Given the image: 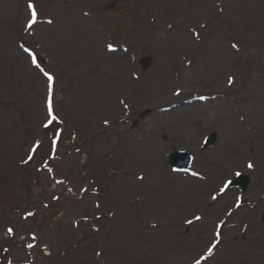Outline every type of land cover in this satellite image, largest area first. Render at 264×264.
I'll list each match as a JSON object with an SVG mask.
<instances>
[{"label":"rangeland","instance_id":"1","mask_svg":"<svg viewBox=\"0 0 264 264\" xmlns=\"http://www.w3.org/2000/svg\"><path fill=\"white\" fill-rule=\"evenodd\" d=\"M35 2L40 3L39 11L42 17L54 19L53 26L43 27L38 34L43 40L42 53L50 58V69L58 80L57 110L60 113L64 112L73 120V130L78 138L84 137L88 142L83 147V154L65 156L63 161L53 162L50 165L55 166L59 171L58 176L67 175L69 177L68 180L75 191L83 184L88 183V179L96 178L97 183L101 185L98 187L99 191H102V195L100 193V196L95 200L105 201L102 210L96 211L92 197L77 203L62 188H58L56 191L61 196H57L59 201L56 204L60 203L61 206L63 202H68L63 211L64 217L68 221L87 215L93 206L92 218H95V223L98 221V224L102 225L101 227L97 226L99 227L97 233L80 227L77 235H71L69 226L61 229L53 221L58 212L50 202L51 195L56 192L48 190L51 181L44 174L37 176L34 173L32 179L38 183L27 182L28 172L33 169L15 168L16 161L23 159L28 147L37 137L38 125L44 120L42 102L45 86L44 80L37 72H35L38 76L37 80L34 79L32 73H29L27 63L19 58L21 54L18 52L16 42L9 37L10 34L23 32V24L27 19L25 2L23 0H0V237H2V226L7 222L14 224L19 233L31 232L40 236L39 227L27 222L20 223L18 218L11 217L7 210L13 206H23L26 211H31L35 208L38 210V207L41 206V211H44L43 205L48 204L50 207L45 214L47 220L41 229L43 236L42 238L40 236L36 248V264H95L94 261L97 262L96 264H188L206 247L211 237L203 241L199 247L196 246L194 230L185 233H180L178 230L183 226L185 219L191 217L195 211L199 214L193 213L192 217L200 216V214L202 217L205 216V221L211 228L214 222L220 221L222 212L217 216H210L208 211L203 212L204 207H201V203L206 201L209 193L215 190L221 182L216 181L214 184H210L212 188L203 197L194 198V195L186 193L184 188L185 186L198 187L199 182L190 179L179 180L181 178L176 181L172 178L174 184L166 185L164 175H159L162 177L159 178L157 172L163 169L167 163L166 165L150 166L139 160L140 158L134 157L130 158L128 162H119L118 156L124 154V151H132L133 147H139L141 141H126L125 138L130 137L132 132L139 131L141 121L149 117L150 113L168 103L169 94L173 89L171 71L173 64L179 62L181 53L190 51L194 58L193 69L197 72L196 76H199V79L196 80L199 83L193 84V91L201 89L203 92H208L225 86L226 75L231 74L230 67L225 70L226 64L223 61L218 64L210 57L199 65L200 61L197 63L196 59L199 53L192 51L189 27L205 26L203 37H206L204 39L207 42V36L204 33H212L211 39L216 40L210 41L211 46L219 51L220 56L229 57L231 54L229 45L234 43L240 48L241 45L248 46L246 52L241 50V54L246 55L249 59L258 56L264 58L262 50L264 44L254 43L257 37H264V0H35ZM55 7L58 14L52 15ZM80 10L86 13L85 17L80 15ZM247 19L255 20L256 26L252 27L250 31L251 38L245 40L240 36L244 31L243 22ZM168 23H176L173 31L169 36H166L168 40L159 38L160 35H163L161 30ZM96 27H102L105 31L97 33ZM180 28H182V32L179 31ZM231 29L235 30V33H232ZM150 33L158 41L155 42L152 51L147 50L145 53H141L140 47L149 44L143 40ZM38 34L37 38L39 39ZM176 34L179 37L174 41ZM182 34L188 36L189 44H178L174 55L165 58L164 61L167 67L166 77L169 86L162 95L148 101L151 98L146 99L143 94L145 83L142 88V82L147 80L144 76L148 75L150 80L153 79L154 64L157 59H161L167 53V49L179 41L178 38ZM105 35H107L108 41L112 38L116 43L129 44L131 51L137 54L138 60L151 58L152 63L147 71H142L137 62L134 70L141 75L139 82L132 81L126 71L123 73L124 77L133 84L122 90L112 86L115 79L108 83L103 82L108 74L123 68L120 65L114 69L110 62L121 55L120 53L107 55L104 52ZM74 39L78 41V45L75 47L79 50L81 57L78 62L72 63L65 49L70 51V45ZM151 39L150 37L149 41ZM205 40L201 52L205 47ZM141 43L142 45L138 47ZM89 45L90 50L87 49ZM82 46H86V48H82ZM11 47L12 50L9 49ZM124 57L125 59H122L120 64L124 65L127 56ZM11 61L13 62L11 63ZM23 63L26 65L25 68ZM99 64L103 66L99 67ZM206 72L210 78H220V81L215 84L206 80ZM261 87L264 85L262 84ZM99 91L102 92V95H98ZM115 95H125L128 100H132L131 96H135L136 101L140 97L143 100L132 108L131 121H134L135 126H133V122H130L129 126L114 122L107 132L96 137L95 133L102 121H109L121 113V109L114 99ZM11 101L14 104H9ZM136 101L133 102L136 103ZM110 103H115L118 110L114 114L107 115L104 110ZM64 114L61 113L66 117ZM155 118H151L149 123ZM168 118L163 117L162 120L166 121ZM246 121L248 120L246 119ZM254 122L253 116L252 122L249 123L253 125ZM197 127L202 128L201 126ZM256 127L261 136H264V126L256 125ZM203 133H215L217 140L220 141V146L211 150L208 156L213 164L220 163L221 167H219L222 170L211 166L208 162L206 163L207 168L203 169L212 175L214 180L213 171L221 172L218 179L221 180L228 176L233 169H242L244 161L250 158L248 151L251 148L242 147V144L238 143V140H242L239 134L233 133L223 141L217 130L206 128ZM143 135L145 137V134ZM161 141L160 153L165 151L162 148L163 145L181 147L180 142L168 136V131L165 136L161 137ZM260 144L263 145V141L259 136L257 145ZM188 148L186 147V149ZM42 150L41 155L47 152V150L43 152ZM201 159L205 161V158ZM6 160L11 163L8 164ZM238 161L240 164L237 163ZM255 163L256 171L248 177L253 180L252 189L258 191L250 200L256 199L262 189L254 187V184L260 183L262 187L264 186V174L258 173L261 160L258 158ZM196 166L198 167L197 163ZM82 171H88L89 175L86 178H81ZM111 171H115V173ZM131 173L133 175L134 173L144 174V181H134L130 177ZM109 182H114L110 190L107 186ZM125 186L127 189L120 192ZM26 190H31L32 195L25 196ZM3 195L5 196L4 202H2ZM187 203H189L188 207L185 206ZM112 207H120L118 215L114 219L113 217L104 218L106 217L104 213H107ZM171 207H174L176 212L173 208L171 210ZM262 211H264V207L254 211L252 215V220L256 221L257 227L261 229H257L262 233L261 235L252 231V234L247 238L243 237L246 235L240 237L239 232L235 238L230 236L226 247L206 264H264L262 262L264 255L260 256L257 252L258 247L251 244L252 241L262 240L259 238L264 234V223L259 218ZM246 219H248L247 216ZM151 222L155 227L147 226ZM203 224L209 227L207 224ZM68 234L75 240L74 243L70 241L71 236H67ZM99 240H106L103 243L109 250L108 256L111 260L95 258L94 251ZM187 240L192 246L186 243ZM259 243V247H262L260 250L264 251V241ZM46 244L51 247V257L49 258L38 253L39 247ZM229 244L232 245L228 246ZM184 246L189 248H184ZM229 249L233 251L231 255L227 256ZM2 250L3 245L0 243V257H2ZM14 255L18 256L17 261L26 259L25 255L21 256L20 250L17 248L12 253V256Z\"/></svg>","mask_w":264,"mask_h":264},{"label":"bare ground","instance_id":"2","mask_svg":"<svg viewBox=\"0 0 264 264\" xmlns=\"http://www.w3.org/2000/svg\"><path fill=\"white\" fill-rule=\"evenodd\" d=\"M254 22L256 21H251L250 19H247V21L243 22L244 31L241 33V39L248 40L249 38H251L250 31L252 27L256 26V23ZM179 31L182 32V28H180ZM231 32L235 33V30L231 29ZM206 36L207 42L204 39L205 47L203 51L196 56L197 63L200 61L199 65L202 64L205 59H208V57L216 60L218 64L223 61L226 64L225 70L230 67L229 70L231 71V74L235 75L233 77V85L230 89L216 87L218 88V91H221V94L225 96L224 100L215 99L205 104L194 102L188 106L180 107V109L172 113V117L166 121H162L160 118L154 120L152 123H149V126L145 132L146 136L140 143V145H138L139 147H133V150L129 152L124 151V154L118 156L119 162H128L130 158L134 157L140 158L139 160L148 163L150 166L163 164L164 160L160 156V149L162 145L161 137L165 136L166 131H168V136L180 142V144H186L191 143L192 140H195L190 136H187L186 134L192 133L197 126H201L202 128H211L212 130H217V133L222 136L223 141L225 140V138H227V136H230L233 133H239L240 135L244 134L246 137L250 138L252 142L259 148L258 155L262 158V167H260L259 173L261 175L264 174V136H261L259 130L256 127V125L264 126V95L262 93V89H264V87H261L262 84L264 85V58L253 57L252 60H249L246 55L241 56L239 54H230L229 57L220 56L218 53L219 51H216L215 48L211 46L210 41L216 40L211 39L212 33L208 32ZM177 37H179V35H174V41ZM161 39L168 40L166 36L162 35ZM178 39L179 41L171 45L167 49V53L163 55L161 59H157L156 63L154 64L153 79L150 80L148 77L147 80L142 82V88L143 84L145 83V91H143L144 98H151L148 101H151L159 95H162L164 93V90H166L169 85V81L166 77L167 67L166 63H164L165 58L174 55V50L178 44H189L188 36L182 34ZM145 41L150 43L148 39H145ZM152 41L155 42V39L153 38ZM254 43L264 44V37H257ZM75 45H78L77 39H74L72 45H70V51L67 50V48L65 49V52L69 54V60L72 63L78 62L81 57V54L79 53V50L75 47ZM241 47L244 52L247 51L248 46L241 45ZM82 48H86V46H82ZM87 49H91L90 45L87 46ZM147 50L152 51V47L150 44L142 47L141 53H144ZM262 50L264 51V45L262 46ZM21 58L23 59V57L20 56V59ZM123 58L124 56H118L110 61L111 63L115 64L113 68L120 66V62ZM12 62L13 61H11V63ZM102 66V64H99V67ZM123 73L124 69L122 68L120 70H116L117 77L115 75V80L112 84L115 89L122 90L123 88H126L130 84H132L129 79H126L124 77ZM195 76V70L183 73L181 77V83L183 84L184 91H182L181 95L188 94L189 89L193 87V84L199 83V81H196L199 79V76H196V78ZM29 79L32 80L31 78ZM206 80L217 84L220 81V78L212 79L207 74ZM98 95H102V92H100ZM131 99L136 100V97L131 96ZM116 110L117 106L114 103H110L109 107L104 111L114 112ZM238 114L244 115L249 122H252V117L254 116L255 122L253 125H251L247 121V125L249 127L248 132H245L243 126H241V124L237 122L236 116ZM259 136L260 138L262 137L263 145H257ZM237 163H239V161ZM216 175L217 177H219L220 172H216ZM165 182H167V184H170L169 180H166ZM198 186V188L185 186L184 191L188 194L193 193L194 198L204 196L209 186L202 183ZM126 189L127 187L125 186L122 190H120V192L125 191ZM228 202L229 200L227 197L223 202L217 204L212 209L210 214L214 215L220 213L222 208ZM185 206L188 207L189 203H187ZM173 210L174 212H176L174 208ZM209 232L210 231L207 227L202 228V237L205 239L210 234ZM251 244L258 247L257 252L260 254V256L264 255V251L260 250L262 247H259V242L252 241ZM231 254L232 253H228V256ZM262 262H264V259H262Z\"/></svg>","mask_w":264,"mask_h":264},{"label":"snow or ice","instance_id":"3","mask_svg":"<svg viewBox=\"0 0 264 264\" xmlns=\"http://www.w3.org/2000/svg\"><path fill=\"white\" fill-rule=\"evenodd\" d=\"M29 7H31V5H29ZM33 16H35V13H33ZM110 50H114V49H111V48H110ZM48 79H49V80H51V79H52V77H51V76H49V77H48ZM249 167H251V165H249ZM198 219H199V218H198ZM9 232H11V230H9Z\"/></svg>","mask_w":264,"mask_h":264}]
</instances>
